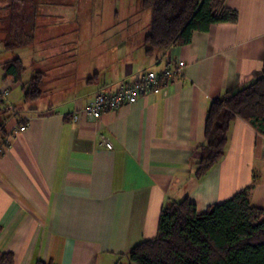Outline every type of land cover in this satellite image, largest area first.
I'll return each mask as SVG.
<instances>
[{
    "label": "crops",
    "instance_id": "0c3cea01",
    "mask_svg": "<svg viewBox=\"0 0 264 264\" xmlns=\"http://www.w3.org/2000/svg\"><path fill=\"white\" fill-rule=\"evenodd\" d=\"M39 4L46 7L14 4L20 18H12L22 25L29 15L24 29L34 34L15 52L5 47L11 17L0 14V254H12L14 264H130L127 254L156 236L160 212L172 202L187 198L203 213L251 186V205L264 209V136L241 119L231 124L219 163L196 176L211 102L260 76L264 0H226L236 23L215 24L186 45L149 54L150 9L145 27L131 19L116 35L108 33L118 13L114 2L102 14L109 26L91 24L63 0ZM137 29L144 34L134 35ZM71 47L79 48L75 57ZM14 58L26 69L20 82L5 79L2 68ZM168 60L185 68L158 93L97 121L82 113L97 93L160 72ZM33 65L43 74L42 93L26 102L22 86ZM101 135L112 149L100 145Z\"/></svg>",
    "mask_w": 264,
    "mask_h": 264
},
{
    "label": "trees",
    "instance_id": "16d2710c",
    "mask_svg": "<svg viewBox=\"0 0 264 264\" xmlns=\"http://www.w3.org/2000/svg\"><path fill=\"white\" fill-rule=\"evenodd\" d=\"M4 1L10 4L9 11L0 9V14L11 17L12 30V40L6 43V49L12 51L32 44L34 34L24 29L30 17L23 18L22 25L12 18L13 13L20 18L19 7L14 4L21 0ZM140 5L141 9L152 10L144 38L147 54L155 50L166 53L188 44L194 32H206L215 24L238 20L237 11L228 8L226 0H142ZM2 68L5 79L12 78L15 82L22 80L26 70L19 58L5 62ZM42 82L43 74L37 72L23 84L26 102L41 96ZM236 119L264 136V64L255 82L211 102L205 140L200 146L202 157L196 170L199 180L222 159L230 126ZM251 188L240 190L203 213L187 198L163 207L156 236L136 245L127 259L130 264H264V209L251 205ZM0 264H14L13 255L0 254Z\"/></svg>",
    "mask_w": 264,
    "mask_h": 264
},
{
    "label": "built area",
    "instance_id": "2783aa9c",
    "mask_svg": "<svg viewBox=\"0 0 264 264\" xmlns=\"http://www.w3.org/2000/svg\"><path fill=\"white\" fill-rule=\"evenodd\" d=\"M184 61L173 62L168 60L163 70L160 72L146 71L142 73L135 82L121 84L113 91H103L97 93L94 98L85 106L82 113L92 120H99L104 114L117 111L125 104L136 103L148 94H156L162 85L171 82L175 77L183 72ZM78 120V114L75 115ZM26 127H21L20 131H25ZM100 145L107 149H112V144L100 136Z\"/></svg>",
    "mask_w": 264,
    "mask_h": 264
},
{
    "label": "rangeland",
    "instance_id": "374dc122",
    "mask_svg": "<svg viewBox=\"0 0 264 264\" xmlns=\"http://www.w3.org/2000/svg\"><path fill=\"white\" fill-rule=\"evenodd\" d=\"M92 4L90 9L84 8L83 5L86 3L85 0H63V5L62 6H67L69 7V9H74L77 11V15H79V17H82L81 13H85L88 14V21L91 22V24L94 25H103V26H109L110 24H108L110 21L109 19L106 20H102V14L109 12L108 10V5L112 4L114 2V8H116V10L118 11V13L114 16V19L112 21L111 24H114L112 28H108V30H110L108 33H114L116 35H123L124 31L127 32V30H125L124 26L128 25V21L131 19H136L137 24L139 25V27H141L140 29H142L143 27H145V25L148 23V16L145 14V10L150 9L151 8H143L141 9V5L140 2L142 0H91ZM96 1V3H95ZM16 2V1H14ZM33 0H21L20 2H17L20 4V6H24L27 9L28 8H33L35 9L34 6L36 7H46V5H41L39 4L41 2V0H36L34 3ZM133 8L138 9V14L137 11H135V14L133 13L132 15L128 14L127 11L132 10ZM152 11V10H151ZM150 11V13H151ZM81 15V16H80ZM29 16V15H27ZM26 16V17H27ZM79 17H74L73 19H79ZM101 17V18H100ZM86 18V17H85ZM150 21H151V16H150ZM89 22V23H90ZM75 23L74 21L72 22V24ZM27 24H29V22H27ZM137 29L136 31L133 32L134 35L139 36L141 34H144L145 31ZM146 32H148V27L146 26L145 29ZM1 36V33H0ZM19 50L15 49L13 52ZM97 51V48L94 49H89ZM79 51L78 47H71V49L68 51V55L70 54V56L75 57V54ZM64 56H66V54H64ZM26 67L28 68L27 71L29 72L31 68H29L28 63H25ZM47 67V65H45V68ZM33 70L34 73L36 72V67L35 65H33ZM32 71V69H31ZM30 71V72H31ZM27 72V73H28ZM25 74V72H24ZM23 74V77L25 76ZM124 264V263H121Z\"/></svg>",
    "mask_w": 264,
    "mask_h": 264
}]
</instances>
